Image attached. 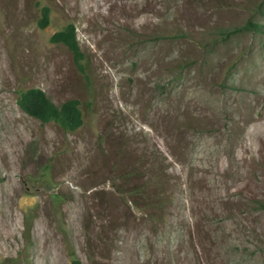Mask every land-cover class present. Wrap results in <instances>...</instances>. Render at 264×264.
<instances>
[{
    "label": "rangeland",
    "instance_id": "374dc122",
    "mask_svg": "<svg viewBox=\"0 0 264 264\" xmlns=\"http://www.w3.org/2000/svg\"><path fill=\"white\" fill-rule=\"evenodd\" d=\"M248 20L264 0H0V264H264V33L216 36Z\"/></svg>",
    "mask_w": 264,
    "mask_h": 264
},
{
    "label": "trees",
    "instance_id": "16d2710c",
    "mask_svg": "<svg viewBox=\"0 0 264 264\" xmlns=\"http://www.w3.org/2000/svg\"><path fill=\"white\" fill-rule=\"evenodd\" d=\"M261 7L262 5L259 8ZM49 19L50 9L48 7H44L42 9V17L39 20L40 27H47L49 25ZM248 32L256 34L264 33V25L258 21L248 20L242 26L219 29L216 36L221 41L227 40L233 35ZM51 42L66 46L71 51L77 62L79 59L83 58V53L81 52L76 36V29L73 24H69L62 31L55 33L51 38ZM18 105L24 113L35 118L40 123H53L59 129L67 133L76 132L84 123L83 113L78 100L71 99L61 105H56L51 97L39 88H30L22 91L19 94ZM142 190V188H138L136 193H140ZM52 201L54 205H60L62 202V196L54 194L52 195ZM150 204H154V202ZM25 222L27 232L29 231V225L33 223V217L27 215ZM73 264L82 263L74 256Z\"/></svg>",
    "mask_w": 264,
    "mask_h": 264
}]
</instances>
